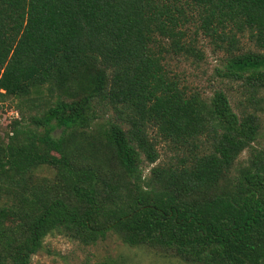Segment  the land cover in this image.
I'll list each match as a JSON object with an SVG mask.
<instances>
[{
  "label": "trees",
  "instance_id": "obj_1",
  "mask_svg": "<svg viewBox=\"0 0 264 264\" xmlns=\"http://www.w3.org/2000/svg\"><path fill=\"white\" fill-rule=\"evenodd\" d=\"M203 38L253 110L172 67ZM263 91L264 0H0V101L18 112L0 129V264H33L50 235L264 264Z\"/></svg>",
  "mask_w": 264,
  "mask_h": 264
},
{
  "label": "rangeland",
  "instance_id": "obj_2",
  "mask_svg": "<svg viewBox=\"0 0 264 264\" xmlns=\"http://www.w3.org/2000/svg\"><path fill=\"white\" fill-rule=\"evenodd\" d=\"M245 45L253 46L249 37L243 38ZM204 58L179 57L172 60V67L181 74L190 86L201 89L205 94H212L216 89H224L231 98L236 110H253L248 101L249 93L244 80H232L221 76L218 69L224 68L226 54L214 49L208 38L201 43ZM248 88V87H247ZM264 96V91L261 93ZM264 108V100L261 102ZM15 103L11 99L0 101V129L6 126V119L12 114ZM9 112V113H8ZM263 122V135L259 139L264 144V110L259 111ZM160 159H167L173 151L166 142L158 145ZM246 151L244 156H247ZM33 264H185L176 258L167 257L146 247L129 246L115 235H111L97 244L84 245L64 235H50L46 238L45 248L33 257Z\"/></svg>",
  "mask_w": 264,
  "mask_h": 264
},
{
  "label": "built area",
  "instance_id": "obj_3",
  "mask_svg": "<svg viewBox=\"0 0 264 264\" xmlns=\"http://www.w3.org/2000/svg\"><path fill=\"white\" fill-rule=\"evenodd\" d=\"M11 113V115L18 116V112L12 111Z\"/></svg>",
  "mask_w": 264,
  "mask_h": 264
}]
</instances>
